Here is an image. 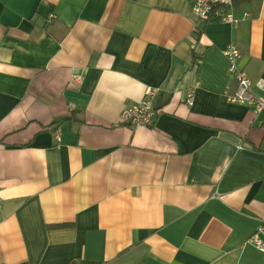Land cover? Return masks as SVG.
I'll list each match as a JSON object with an SVG mask.
<instances>
[{
  "label": "crops",
  "instance_id": "1",
  "mask_svg": "<svg viewBox=\"0 0 264 264\" xmlns=\"http://www.w3.org/2000/svg\"><path fill=\"white\" fill-rule=\"evenodd\" d=\"M232 13L0 0V264H264V114L222 54L264 79V0ZM146 87L153 125L121 123Z\"/></svg>",
  "mask_w": 264,
  "mask_h": 264
},
{
  "label": "built area",
  "instance_id": "2",
  "mask_svg": "<svg viewBox=\"0 0 264 264\" xmlns=\"http://www.w3.org/2000/svg\"><path fill=\"white\" fill-rule=\"evenodd\" d=\"M42 1V0H40ZM192 5L194 15L201 21L210 18L215 7H221V10L215 12V16L226 23L236 24L232 10V0H189ZM226 9V10H225ZM52 16L47 22H51ZM195 34L200 33L198 27L194 30ZM228 65V75L235 82V90L232 94L226 95L229 103L244 105L255 115L264 114V79L252 81L239 66L241 53L234 45H228L223 51ZM154 91L150 87L144 89V97L141 101L125 106L120 113L121 123L130 127L148 128L154 123L157 110L151 102ZM193 100V93L189 91L186 94L185 103L190 106ZM240 147H238L239 149ZM248 243L260 252L264 251V223L248 239Z\"/></svg>",
  "mask_w": 264,
  "mask_h": 264
},
{
  "label": "trees",
  "instance_id": "3",
  "mask_svg": "<svg viewBox=\"0 0 264 264\" xmlns=\"http://www.w3.org/2000/svg\"><path fill=\"white\" fill-rule=\"evenodd\" d=\"M253 0H232V6L233 9H239L244 5H248L252 2ZM218 10H221V7H215L211 13V16L215 14ZM226 10V9H225ZM197 43V42H196ZM195 43V44H196ZM200 58V57H199ZM54 124L49 125V127L53 126Z\"/></svg>",
  "mask_w": 264,
  "mask_h": 264
}]
</instances>
